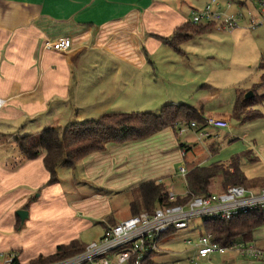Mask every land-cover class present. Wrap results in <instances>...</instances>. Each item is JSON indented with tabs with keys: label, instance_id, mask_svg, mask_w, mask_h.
<instances>
[{
	"label": "crops",
	"instance_id": "crops-1",
	"mask_svg": "<svg viewBox=\"0 0 264 264\" xmlns=\"http://www.w3.org/2000/svg\"><path fill=\"white\" fill-rule=\"evenodd\" d=\"M208 1L0 0V255L14 253L22 262L50 255L57 246L79 241L92 221H101L103 231L119 223L111 221L113 199L124 196L130 211L139 186L164 185V179L179 176L181 166L187 174L205 167L200 152L190 149L189 157L188 140L182 144L176 129L167 128L144 140L107 144L73 166L58 165L57 182L47 185L42 159L25 161L15 141L108 112L157 113L164 105L185 104L206 119L213 117L208 107L219 99L221 107L234 106L240 94L225 100L200 74L204 59H196L191 46L213 30L182 43L180 53L163 42ZM231 1L216 0L220 10L234 14ZM59 39H67L66 51L44 49L45 42ZM215 117L229 125L233 119L227 111ZM206 130H201L209 135L205 147L214 141ZM187 131L196 137L197 130ZM227 161L215 165L225 169ZM17 211L27 213L23 221ZM169 235L161 238L158 251L169 244ZM237 254L195 262L208 264L217 256L220 264H244ZM181 256L180 264L187 259ZM150 263L156 264L151 258Z\"/></svg>",
	"mask_w": 264,
	"mask_h": 264
},
{
	"label": "rangeland",
	"instance_id": "rangeland-1",
	"mask_svg": "<svg viewBox=\"0 0 264 264\" xmlns=\"http://www.w3.org/2000/svg\"><path fill=\"white\" fill-rule=\"evenodd\" d=\"M236 1L241 2L240 4L243 6L238 5ZM231 5L232 12L242 16L238 24L239 28L232 33L215 29L210 34L196 39L191 43V46L196 48L199 54L196 59H204L200 74L210 78L209 82L222 90L225 100H227V97L238 93L243 100H250V103L242 108V111L240 110L237 118L231 120L228 129L215 130L207 128L206 131L212 135V140H214L207 147L202 146L203 139L198 141L197 135L195 137L189 134L188 131L183 136H178V140L184 144L186 138L188 140L187 147L189 148L187 155L191 157L190 149H197L201 158H203L202 160H204L203 165L205 167L228 160L227 162L238 167L244 176L242 187L246 190L256 191L264 186V24L254 30L248 29L251 18L255 21L261 19L256 11V4L251 3L249 0H232ZM217 34L221 35V38H217ZM229 36L231 38H228ZM218 73L221 78H218ZM215 75H217V78ZM199 87L200 89L203 88L201 83H199ZM249 93L252 94V97L246 99L245 97ZM221 101L219 99V101L208 107L213 117L225 111L233 112L234 106L232 103H229L230 105L226 107L224 102L221 107L219 105ZM106 114L112 113L108 112ZM178 125H175L176 131L179 127H184V125H181L177 128ZM215 137H218V140L214 139ZM188 156L186 157L187 162L189 160ZM229 164L226 165V170L229 169ZM163 182L166 189L173 187V193L175 194L182 195L187 189L186 180L180 175L173 180L166 178ZM216 182L218 180L211 181L210 193L218 192L219 187ZM124 199L125 197L121 196L110 202L113 212L111 221L120 222L132 216L131 210L128 211L126 207L127 205H123L125 204ZM92 225V228L82 234L77 242L86 246L97 241L98 237L103 234V227L99 220L92 221ZM11 233L13 232L11 231ZM203 234L204 229L201 220L195 219L189 224L188 229L170 234L167 237L169 244L161 248V251L159 250L156 255H153L151 260L156 264H180V259L177 257L185 255L186 262L181 264H200L191 261V257L196 253L193 244ZM14 235L17 236L18 233ZM188 240L191 241V245H186ZM245 240L247 241V239ZM245 240H236L235 244ZM262 241L264 242V226L259 228L254 235H251V243L260 250H264ZM7 242L10 243L11 241ZM19 247L23 252L28 246L23 243ZM226 253L235 252L227 251ZM213 257L208 264H220L221 259L217 256ZM237 257L244 264H264V262ZM27 263L20 261V264Z\"/></svg>",
	"mask_w": 264,
	"mask_h": 264
},
{
	"label": "trees",
	"instance_id": "trees-1",
	"mask_svg": "<svg viewBox=\"0 0 264 264\" xmlns=\"http://www.w3.org/2000/svg\"><path fill=\"white\" fill-rule=\"evenodd\" d=\"M215 25H193L191 22L176 29L168 40H163L176 52L180 53V45L187 40L210 33ZM264 98V97H263ZM250 100L241 97L235 102L232 118H237L240 110ZM193 123L197 131L207 126L200 113L185 105H164L157 113H112L104 114L96 120L69 124L63 128H49L36 135H27L16 139L15 144L25 159L34 161L42 159L43 167L48 175L47 185L57 182L58 165L73 166L86 156L102 152L107 144H122L147 139L175 125L188 126ZM186 188L194 196L205 197L209 192L211 181L218 180V192L227 187L242 186L244 176L234 165L225 170L222 166L194 167L186 178ZM135 201L131 204L132 216L142 212H152L156 208L173 206L182 201L177 198L169 202L163 184L148 182L135 191ZM205 234L212 236V241L220 246L235 243L236 240L249 239L253 231L264 226V210L240 215L228 222L205 220L202 222ZM246 241V240H245ZM243 241V242H245ZM247 242V241H246ZM84 250V245L73 241L68 245L57 246L47 256H38L27 264H50L73 257ZM148 257L143 264H151Z\"/></svg>",
	"mask_w": 264,
	"mask_h": 264
},
{
	"label": "built area",
	"instance_id": "built-area-1",
	"mask_svg": "<svg viewBox=\"0 0 264 264\" xmlns=\"http://www.w3.org/2000/svg\"><path fill=\"white\" fill-rule=\"evenodd\" d=\"M256 4V11L261 16L259 21L250 19L248 29L254 30L264 24V0H249ZM230 8L228 5L227 10ZM250 15V14H249ZM239 14H230L218 8L216 0H209L200 11L190 15L193 25L213 24L220 31L232 33L238 29L241 19ZM68 48L67 39L55 42H45L44 49L64 52ZM2 103L0 102V107ZM206 128L226 130L229 123L223 118L208 117L204 119ZM181 126L178 125L177 128ZM187 130H196L193 123L179 127L178 136ZM198 140L208 137L203 131H197ZM179 175L186 178L184 166L179 167ZM179 198L182 202L168 207H160L152 212H142L131 216L116 225L107 226L102 236L95 242L84 246V250L63 261L50 264H143V261L152 257L158 251L162 237L177 231L189 228L195 219L217 220L228 222L240 215L258 210H264V186L256 191L246 190L242 186L228 187L218 193H209L205 197L194 196L187 189L184 194L176 195L167 191V199L174 202ZM186 241V245H191ZM196 248L194 261L205 259L210 255H222L227 251H235L244 259L264 262V250L256 248L251 242L232 243L220 246L212 241V236L203 234L193 244ZM0 264H20L14 253L0 255Z\"/></svg>",
	"mask_w": 264,
	"mask_h": 264
},
{
	"label": "water",
	"instance_id": "water-1",
	"mask_svg": "<svg viewBox=\"0 0 264 264\" xmlns=\"http://www.w3.org/2000/svg\"><path fill=\"white\" fill-rule=\"evenodd\" d=\"M250 97H252V94L251 93H249L245 98L247 99V98H250ZM27 213L25 212V211H17L16 212V215H17V217L21 220V221H23L25 218H26V215Z\"/></svg>",
	"mask_w": 264,
	"mask_h": 264
}]
</instances>
